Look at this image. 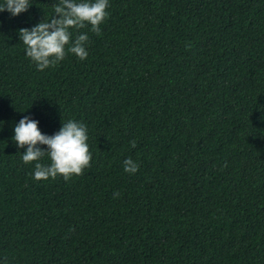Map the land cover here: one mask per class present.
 Masks as SVG:
<instances>
[{
    "label": "trees",
    "instance_id": "1",
    "mask_svg": "<svg viewBox=\"0 0 264 264\" xmlns=\"http://www.w3.org/2000/svg\"><path fill=\"white\" fill-rule=\"evenodd\" d=\"M57 2L0 12V264H264V0H109L87 59L39 71L19 29ZM26 115L83 123L90 167L36 181Z\"/></svg>",
    "mask_w": 264,
    "mask_h": 264
},
{
    "label": "clouds",
    "instance_id": "2",
    "mask_svg": "<svg viewBox=\"0 0 264 264\" xmlns=\"http://www.w3.org/2000/svg\"><path fill=\"white\" fill-rule=\"evenodd\" d=\"M32 6L31 0H4L0 4V12L7 11L12 16L27 12ZM109 0H58L53 5L54 14L42 19L31 29H19L20 41L25 45L26 56L33 62L37 70L55 67L71 53L79 60L88 57L87 44L89 36L82 32L72 38V30H80L90 25V31L100 35L101 25L109 16L107 9ZM38 121L24 116L14 126L13 141L23 152L24 163H35L33 178L36 181H47L62 176L65 181L80 176L90 167L92 154L87 143V127L80 122L69 119L62 123L61 129L54 135L42 134ZM137 146L136 141L130 142ZM38 145H46L43 150ZM50 158V165L40 163L45 154ZM124 171L135 174L139 164L131 157L123 162ZM224 167H227L225 162ZM118 196L119 193H115Z\"/></svg>",
    "mask_w": 264,
    "mask_h": 264
}]
</instances>
